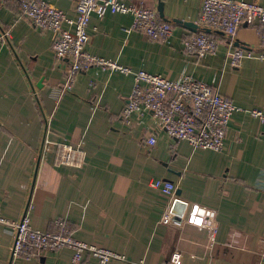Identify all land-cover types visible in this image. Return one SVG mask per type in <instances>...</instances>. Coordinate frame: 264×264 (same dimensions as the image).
<instances>
[{
	"label": "crops",
	"instance_id": "0c3cea01",
	"mask_svg": "<svg viewBox=\"0 0 264 264\" xmlns=\"http://www.w3.org/2000/svg\"><path fill=\"white\" fill-rule=\"evenodd\" d=\"M49 1L74 13L72 0ZM163 1L162 17L159 0H146L174 25L170 38L132 29L130 13L93 14L86 49L134 69L216 84L241 108L225 148L193 149L152 112L126 123L134 79L119 70L92 65L61 99L68 64L53 49V31L23 15L19 0H0L1 214L16 221L27 211L33 227L52 231L65 218L78 239L125 255L110 264H264V122L250 112L264 110V60L233 65L222 31H212L215 53H186L183 36L196 31L176 19L196 23L202 0ZM235 38L234 47L264 51L258 21H245ZM153 131L157 142L148 147ZM60 139L85 151L83 166L55 163ZM158 177L174 181L176 194L154 187ZM13 241L12 227L0 222V264H72L69 247L13 259ZM85 261L99 264L92 253Z\"/></svg>",
	"mask_w": 264,
	"mask_h": 264
},
{
	"label": "built area",
	"instance_id": "2783aa9c",
	"mask_svg": "<svg viewBox=\"0 0 264 264\" xmlns=\"http://www.w3.org/2000/svg\"><path fill=\"white\" fill-rule=\"evenodd\" d=\"M74 13L69 14L49 0H19L22 13L37 27L53 31V49L57 56L66 59L68 71L62 85V99L74 89L77 75L92 65L104 69L119 70L131 74L134 84L123 110L126 123L133 122L135 113L152 112L158 124L170 136L188 140L193 149L225 148V137L235 111L241 108L229 97L222 94L219 87L192 75L179 79L167 77L146 69H134L113 59L99 57L86 49L91 38L90 22L93 14L100 18L108 13H130L133 17L132 29L150 37L170 38L174 25L162 19L156 7L146 0H72ZM245 21L260 22V33L264 43V4L247 0H202L200 15L196 21L200 30L183 36L186 53L200 57L215 53L219 48L218 38L205 31H222L228 37V54L233 65H240L244 58L264 60V51H256L244 46L234 47L235 37ZM9 35V31L4 32ZM253 116L264 122L263 109H250ZM158 132H152L146 140L148 147L157 142ZM52 141L45 140V146ZM55 163L57 165L83 166L85 151L68 139L55 141ZM151 184L163 193L173 196L177 184L161 177L154 178ZM0 222L12 227L14 241L13 259L33 257L44 251H57L64 247L74 253L72 264H87L86 253L97 257L99 264H110L112 259H124L125 255L113 249L88 243L74 236L72 227L65 218L54 221L56 230H41L33 227L26 211L19 220L12 221L1 214Z\"/></svg>",
	"mask_w": 264,
	"mask_h": 264
},
{
	"label": "water",
	"instance_id": "95a60500",
	"mask_svg": "<svg viewBox=\"0 0 264 264\" xmlns=\"http://www.w3.org/2000/svg\"><path fill=\"white\" fill-rule=\"evenodd\" d=\"M163 5H164V1L163 0H159V5H158V10L160 12V15L163 17L164 15V10H163ZM176 21H179L181 23H183L184 26L194 30V31H197L199 26L197 23L195 22H192V21H182V20H179V19H176ZM207 32H212L213 30L211 28H206L205 29ZM40 86L42 84V81L38 83Z\"/></svg>",
	"mask_w": 264,
	"mask_h": 264
},
{
	"label": "trees",
	"instance_id": "16d2710c",
	"mask_svg": "<svg viewBox=\"0 0 264 264\" xmlns=\"http://www.w3.org/2000/svg\"><path fill=\"white\" fill-rule=\"evenodd\" d=\"M206 31V30H205ZM210 33H212V34H215L216 35V33L215 32H210Z\"/></svg>",
	"mask_w": 264,
	"mask_h": 264
}]
</instances>
